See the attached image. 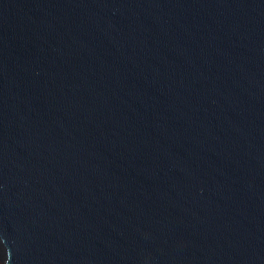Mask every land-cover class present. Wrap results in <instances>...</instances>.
<instances>
[{
  "label": "water",
  "instance_id": "water-1",
  "mask_svg": "<svg viewBox=\"0 0 264 264\" xmlns=\"http://www.w3.org/2000/svg\"><path fill=\"white\" fill-rule=\"evenodd\" d=\"M5 264H264V0H0Z\"/></svg>",
  "mask_w": 264,
  "mask_h": 264
},
{
  "label": "bare ground",
  "instance_id": "bare-ground-1",
  "mask_svg": "<svg viewBox=\"0 0 264 264\" xmlns=\"http://www.w3.org/2000/svg\"><path fill=\"white\" fill-rule=\"evenodd\" d=\"M0 264H5L4 260L0 258Z\"/></svg>",
  "mask_w": 264,
  "mask_h": 264
}]
</instances>
